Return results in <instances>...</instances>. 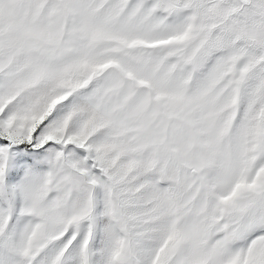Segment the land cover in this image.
<instances>
[{"label":"snow or ice","instance_id":"snow-or-ice-1","mask_svg":"<svg viewBox=\"0 0 264 264\" xmlns=\"http://www.w3.org/2000/svg\"><path fill=\"white\" fill-rule=\"evenodd\" d=\"M0 264H264V0H0Z\"/></svg>","mask_w":264,"mask_h":264}]
</instances>
